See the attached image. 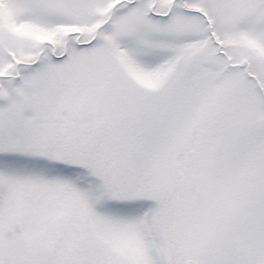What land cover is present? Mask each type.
Instances as JSON below:
<instances>
[{
	"label": "snow or ice",
	"instance_id": "6c2138e0",
	"mask_svg": "<svg viewBox=\"0 0 264 264\" xmlns=\"http://www.w3.org/2000/svg\"><path fill=\"white\" fill-rule=\"evenodd\" d=\"M0 264H264V0H0Z\"/></svg>",
	"mask_w": 264,
	"mask_h": 264
}]
</instances>
